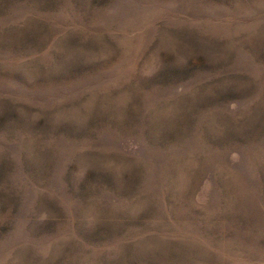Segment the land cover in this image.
Returning <instances> with one entry per match:
<instances>
[{
  "label": "rangeland",
  "instance_id": "374dc122",
  "mask_svg": "<svg viewBox=\"0 0 264 264\" xmlns=\"http://www.w3.org/2000/svg\"><path fill=\"white\" fill-rule=\"evenodd\" d=\"M0 264H264V0H0Z\"/></svg>",
  "mask_w": 264,
  "mask_h": 264
}]
</instances>
